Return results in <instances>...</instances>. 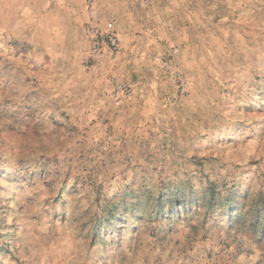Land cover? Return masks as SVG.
Segmentation results:
<instances>
[{
	"label": "rangeland",
	"instance_id": "374dc122",
	"mask_svg": "<svg viewBox=\"0 0 264 264\" xmlns=\"http://www.w3.org/2000/svg\"><path fill=\"white\" fill-rule=\"evenodd\" d=\"M0 264H264V0H0Z\"/></svg>",
	"mask_w": 264,
	"mask_h": 264
},
{
	"label": "trees",
	"instance_id": "16d2710c",
	"mask_svg": "<svg viewBox=\"0 0 264 264\" xmlns=\"http://www.w3.org/2000/svg\"><path fill=\"white\" fill-rule=\"evenodd\" d=\"M215 190L213 189V188H211V189H209L208 191H207V195L209 196V199L207 200L206 199V202H207V204H208V206L210 207L211 205H212V202H213V200H214V198H215ZM182 194H184V193H177V202H181L180 200H181V198H182ZM178 204H181V203H178Z\"/></svg>",
	"mask_w": 264,
	"mask_h": 264
}]
</instances>
